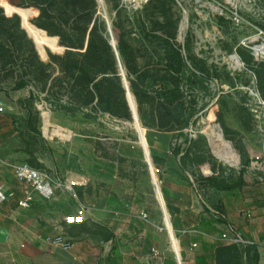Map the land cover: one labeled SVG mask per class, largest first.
<instances>
[{
	"label": "rangeland",
	"instance_id": "374dc122",
	"mask_svg": "<svg viewBox=\"0 0 264 264\" xmlns=\"http://www.w3.org/2000/svg\"><path fill=\"white\" fill-rule=\"evenodd\" d=\"M20 1L0 0V5L5 14L22 15L24 28L36 42L41 60L52 63L54 68L44 89V79L24 72L27 63L24 57L7 66L0 62V99L6 104L0 115V132L5 127L15 132L25 146L28 161L52 173L63 186L53 198L43 199L35 210L23 213L21 218H29L25 225L13 218L10 211L4 212L0 264H112L108 257L112 242L105 241V237L111 226L117 224L107 225L98 219L97 210L102 206L134 215L144 212L148 215L149 222L145 221L148 227L167 235L164 204L170 217L168 205L181 209L184 227L188 229L198 223L199 214L209 215L210 208L217 209L215 201L223 199L225 192L215 189L209 178L232 181L242 166L235 140L225 137L220 115L229 129L237 131V134L230 132L231 138L243 137L249 156L261 150L262 135L243 87L250 85L256 76L264 98L259 76L264 61L257 60L240 43L255 33V26L264 30V0H97L109 42L121 28L132 46L134 61L147 72L148 93L139 103L130 87V78L135 76L128 74L119 50L112 45L118 72L129 83L125 89L132 108L130 119L82 106L67 82L61 85L59 78L65 80L64 75L55 69L58 65L50 55L64 54L66 47L57 38L46 37L42 29H34L32 19L36 11L21 7ZM172 43L179 46L184 59V67L178 74L169 67ZM235 52L245 62L242 71L232 70L229 56ZM21 78L27 84L16 89ZM177 84L182 94L180 100H167L159 93L161 89L172 90ZM161 104L182 114L174 125L176 129L158 126ZM240 105L246 106L252 115L250 130L239 114ZM43 114L50 116L52 125L70 131L72 137L46 138ZM184 118L189 124L180 131ZM203 122L209 124L217 142L212 143L203 132ZM191 134L192 141L188 144ZM189 146L192 153L182 157L181 152ZM27 158L12 161L25 162ZM65 181L73 184V188H68ZM249 181L244 186L246 191L253 186L264 191V175L249 177ZM228 194L229 200L235 197L231 192ZM57 234L68 237L74 247L66 251L55 244ZM153 234L141 238L133 234L132 248L126 243L128 254L137 241L152 264H158L152 248L160 250L164 261L173 257L169 237L161 247L153 243ZM195 234L192 231L177 237L183 239L187 250V258H182L184 263L199 251V242L196 249L190 247ZM129 255L123 264H139ZM244 264L250 261L244 260Z\"/></svg>",
	"mask_w": 264,
	"mask_h": 264
},
{
	"label": "trees",
	"instance_id": "16d2710c",
	"mask_svg": "<svg viewBox=\"0 0 264 264\" xmlns=\"http://www.w3.org/2000/svg\"><path fill=\"white\" fill-rule=\"evenodd\" d=\"M19 5L25 9L31 8L36 11V15L32 19L34 29H42L46 32V37L53 40L57 38L58 43L66 47L64 54L54 53L50 57L58 65L55 69H59L64 75L65 80L59 78V82L61 85L67 82L76 101L82 106H92L101 112L130 119L132 116L126 99V89L118 72L115 52L106 37V26L98 14L97 0H21ZM173 37L175 38L174 34ZM116 38L117 48L124 66L130 76H135L133 79L130 78V87L140 103L142 96L148 93L147 72L141 70L134 61L132 46L121 28ZM35 44L36 42L24 28L22 15L20 13L5 14L0 5V62L3 66H7L18 58L24 57L27 62L24 64V72L33 74L37 79H44L43 87L45 89L54 65L41 60ZM169 56V67L172 73H181L184 59L176 43H172ZM259 76L260 88L264 94V63L260 64ZM26 84V81L21 78L15 87L21 89ZM162 90L164 91L161 89L159 93L167 100H180L182 97L178 84L172 90L166 92ZM238 111L246 129L250 130L251 113L244 105H240ZM177 112L179 111H176L175 108L161 104L158 108V126L171 130L176 129L174 126L176 121H180L183 117L180 112V114ZM203 123V132L209 136L212 143L217 142V139L211 134V127L209 128L206 122ZM219 123L224 128L225 137L235 140V147L241 156L242 167L238 177L232 181L210 177L209 182L220 190H233L245 184L244 173L252 158L248 154L243 137L240 136L238 139L230 137V132L237 134V131L226 126L222 114L219 117ZM188 124L189 121L184 118L179 130L183 131V128ZM192 150L191 146L187 147L182 157L190 155ZM180 152L181 149L178 148L176 153ZM28 163L34 166L32 161H28ZM168 208L171 216H174L178 211L170 205ZM109 240H114L112 256L109 257L113 261V255L118 256L120 252L111 231L105 237V241ZM202 246L205 254L196 255V260L200 263L212 261L215 264H244V260L247 259L250 264L259 263V254L255 244L241 248L235 244L220 242L213 245L211 242L202 240ZM182 255L185 258L184 249ZM165 263L177 264L175 259H165Z\"/></svg>",
	"mask_w": 264,
	"mask_h": 264
},
{
	"label": "crops",
	"instance_id": "0c3cea01",
	"mask_svg": "<svg viewBox=\"0 0 264 264\" xmlns=\"http://www.w3.org/2000/svg\"><path fill=\"white\" fill-rule=\"evenodd\" d=\"M43 116H44L43 132L46 138L49 139L59 138L61 140H69L72 137V133L70 131L66 130L61 126L52 125L50 122V116L46 117L44 114ZM5 128L4 130L2 129L4 132H0V193H2V197H0V231L2 229V226H4L2 222L4 221V219L2 218V216L5 215L4 212L10 211L11 216L13 218H15L17 221L18 219H20V223L22 225H25L29 222L28 221L29 218L28 219L21 218L23 213L24 214L30 213L28 211L35 210V208L37 207L36 206L37 203L44 201L43 200L44 198H42L39 194H36L35 199L32 202L30 208H21L19 206V200L25 197V186L15 178L14 174H12L13 173L12 169L8 167L4 162H11L12 160L15 159L26 160L28 156L26 149H24L25 146L22 145V141L20 140V138L16 137V133L10 132L8 127ZM185 150L186 149H183L184 153ZM25 162H28V158L27 161ZM259 169L251 165L248 166L244 173L245 184L236 189L220 190L216 187L214 188L217 189L218 191L225 192V196L223 199L221 200L218 199L219 201L218 200L215 201L217 203L216 208L219 209V206H221L220 210L227 215L228 220L232 222L245 235V237L248 240H250L252 243L256 245L259 254L258 264H264V191L259 190V188L256 186H253L251 190L246 191L244 189V186L250 183L249 177L254 176L258 178L259 176L264 175V167ZM260 179L263 180L262 177H260ZM10 191L15 192L14 198L11 199L8 198V193ZM230 192L233 193V195H235V197L231 200L228 199V196L230 195L228 193ZM247 194H249L250 196H255V198L248 197ZM113 209H111L110 206H102L100 207V209L97 210V214H96L98 219H101V221L105 222L107 225L108 223L109 225H113L115 223L117 224V226L116 225L111 226L112 227L111 232L115 236V240L119 246L120 253L118 256L113 255V261H111L109 258L112 264H123V262L126 260V255H129L128 252L126 251V243H130L132 248L133 234L141 238L142 236L148 237L149 233L151 232L154 233L152 239L153 243L161 247L166 244V241L168 240L169 237L174 256L167 258V260L175 259L177 264H215L212 261H208L206 263H200L197 262L196 260V255L205 254L202 246V240L211 242L213 245H217L220 242H223L222 240H220V235L224 229V225L222 222L216 221L213 218L211 212L208 213L209 215H206L205 213L199 214L200 220L198 221V223L196 224L193 223L191 226H189V228L192 227L193 225H196L197 227V232H195L196 236L191 239L192 241L190 242V247L193 243L198 244L199 242L200 248L199 251L193 256V258L190 259V261L184 263L182 262V258H184L182 255V250L183 249L185 250L186 256H187V250L186 248L183 247L184 245V243H182L183 239L181 238L178 240L177 237L178 236L181 237V233L187 234L188 232H184V231L187 230L188 227L187 228L184 227V223H183L184 219L182 218V215L184 213L181 211V209L180 210L178 209L175 215L171 216L172 217L171 218L168 213H165L163 206V212H164L163 220L168 235L164 232L152 231V229L148 227V225L145 223V221L149 222V219L143 217L144 212H142L141 214L134 215L127 210H120L118 212L115 208ZM112 211L115 212L112 213ZM248 214H251V216H248ZM158 228L160 230L162 229L161 227ZM53 229H54V233H56V228ZM215 230H218V232L214 233ZM57 236H64V235L57 234ZM64 237L68 239V237L66 236ZM107 242H112V246L108 253V257H110L112 256L111 250L114 244V240H109ZM131 248L129 250L130 251L129 256L132 258L133 255V259L135 262L139 261V264L153 263L151 262L149 255L140 246V244H138L137 241H135L133 247L134 249L132 252H131L132 250ZM71 249H65V250L69 251ZM186 256L184 260L187 258ZM177 257L181 258V263L178 261Z\"/></svg>",
	"mask_w": 264,
	"mask_h": 264
},
{
	"label": "built area",
	"instance_id": "2783aa9c",
	"mask_svg": "<svg viewBox=\"0 0 264 264\" xmlns=\"http://www.w3.org/2000/svg\"><path fill=\"white\" fill-rule=\"evenodd\" d=\"M235 18L239 20L240 16L236 13ZM240 46L245 47L249 53L259 61H264V30L255 26V33L249 38H245L240 43ZM237 55L240 59V66H235L231 61V67L234 72L242 71L245 69V62L239 56L237 52L231 54ZM229 56V58H230ZM230 60V59H229ZM243 90L248 95V103L253 112L256 114L257 130L261 132V150L257 155L252 156L250 165L259 169L264 167V98L258 89L256 76L253 77L251 84L244 86ZM6 110V104L0 99V113ZM193 135L191 134V139H189L188 144L191 143ZM184 152H181V156ZM13 171L15 178L25 186V197L19 200V206L21 208H30L32 202L35 199L36 194H39L44 199H51L56 194L58 188L63 186V184L54 176L52 173L45 169L37 168L24 161H11L4 162ZM65 185L68 188H73V184L65 181ZM15 192L10 191L8 193V198H14ZM2 197V193H0ZM213 218L222 222L224 229L220 235V240L226 244H235L241 248H246L254 243L248 240L245 235L228 220L227 215L219 210L210 208ZM251 216V214H248ZM144 218H148L146 213L143 214ZM197 232L196 225H193L190 229L184 232ZM55 244L61 245L64 249H71L73 243L66 239L64 236H56L53 239ZM197 243L191 245V249L197 247ZM153 257L157 259L158 264H165L164 258L161 256L160 250L152 248Z\"/></svg>",
	"mask_w": 264,
	"mask_h": 264
},
{
	"label": "water",
	"instance_id": "95a60500",
	"mask_svg": "<svg viewBox=\"0 0 264 264\" xmlns=\"http://www.w3.org/2000/svg\"><path fill=\"white\" fill-rule=\"evenodd\" d=\"M108 29H111V25H110V23L108 24ZM110 44L113 45V46L115 47V49L117 50V52H118V49H117V39H116V37H113V39H112V41L110 42ZM119 75L122 76V72H120ZM123 83H124V86H125V85H126V86L129 85V83L127 82L126 76H125V77L123 76ZM129 95H130V93H129ZM129 103H130V102H129ZM130 109H131V111H132L131 105H130ZM152 168H153V165H152ZM164 210H165V213H168L167 210H166V205H165V204H164ZM177 258H178V261L181 263V258H179V257H177Z\"/></svg>",
	"mask_w": 264,
	"mask_h": 264
},
{
	"label": "bare ground",
	"instance_id": "6f19581e",
	"mask_svg": "<svg viewBox=\"0 0 264 264\" xmlns=\"http://www.w3.org/2000/svg\"><path fill=\"white\" fill-rule=\"evenodd\" d=\"M230 61L235 65V66H240L241 64H240V59L238 58V56L237 55H232L231 57H230ZM207 125H208V127L210 128V126H209V124L207 123Z\"/></svg>",
	"mask_w": 264,
	"mask_h": 264
}]
</instances>
